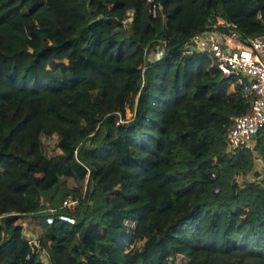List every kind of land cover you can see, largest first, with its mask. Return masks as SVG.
Segmentation results:
<instances>
[{
  "label": "trees",
  "instance_id": "obj_1",
  "mask_svg": "<svg viewBox=\"0 0 264 264\" xmlns=\"http://www.w3.org/2000/svg\"><path fill=\"white\" fill-rule=\"evenodd\" d=\"M154 4L0 0V264H264V129L229 157L249 103L209 56L179 52L217 17L264 34V0Z\"/></svg>",
  "mask_w": 264,
  "mask_h": 264
},
{
  "label": "built area",
  "instance_id": "obj_2",
  "mask_svg": "<svg viewBox=\"0 0 264 264\" xmlns=\"http://www.w3.org/2000/svg\"><path fill=\"white\" fill-rule=\"evenodd\" d=\"M152 4L151 14L157 16L158 6L154 0H146ZM129 15H133L132 12ZM213 22V21H211ZM236 26L216 18L213 29L199 32L188 38L180 47L183 57L207 55L215 63L224 80H232L249 103V110L233 119L226 128V154L236 156L241 151H253L255 140L264 129V34L254 38L241 37ZM166 52L159 48L156 53L149 54V63L164 60ZM143 68V76L147 71ZM120 115L118 125L127 124ZM216 161V159H215ZM257 178L254 181H260ZM219 193V189L216 190ZM80 203V198L69 195L63 202V208L74 212ZM25 230L23 231V233ZM32 250L39 248V241L28 240ZM49 264L48 254L44 253Z\"/></svg>",
  "mask_w": 264,
  "mask_h": 264
},
{
  "label": "rangeland",
  "instance_id": "obj_3",
  "mask_svg": "<svg viewBox=\"0 0 264 264\" xmlns=\"http://www.w3.org/2000/svg\"><path fill=\"white\" fill-rule=\"evenodd\" d=\"M131 103H129V105L127 106V109L125 111V115L121 118L123 121L130 123L131 121H133L134 119V113L131 110ZM41 151L42 153L48 158V159H53L54 157L60 155L61 150L59 148V138L58 136H53V137H48L43 135L41 137ZM258 168V167H257ZM3 174L2 171H0V176ZM254 175H249V176H245V177H238L237 178V183L240 187H245V185L248 182H253L254 179ZM71 186L73 187L74 184L71 183ZM86 192V187L83 188V193Z\"/></svg>",
  "mask_w": 264,
  "mask_h": 264
},
{
  "label": "crops",
  "instance_id": "obj_4",
  "mask_svg": "<svg viewBox=\"0 0 264 264\" xmlns=\"http://www.w3.org/2000/svg\"><path fill=\"white\" fill-rule=\"evenodd\" d=\"M60 154H61V153H60ZM257 167H258V168H257ZM256 168H257V170H259V171H261L262 168H263V161H262L261 159H259V158H257V160H256ZM254 173H255V172H254ZM254 173H252V175L255 176ZM255 178H256V176L254 177V179H255ZM21 225H22V227H23L24 230H25V232H24V236H25V238H26L27 240H30V241H31V240L38 241L36 235H35L32 231H30V229H29V227L27 226V224L22 223Z\"/></svg>",
  "mask_w": 264,
  "mask_h": 264
},
{
  "label": "water",
  "instance_id": "obj_5",
  "mask_svg": "<svg viewBox=\"0 0 264 264\" xmlns=\"http://www.w3.org/2000/svg\"><path fill=\"white\" fill-rule=\"evenodd\" d=\"M34 252L37 253L38 252V247L34 246Z\"/></svg>",
  "mask_w": 264,
  "mask_h": 264
}]
</instances>
